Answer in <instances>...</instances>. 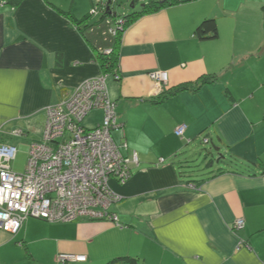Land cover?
I'll use <instances>...</instances> for the list:
<instances>
[{"label": "crops", "instance_id": "1", "mask_svg": "<svg viewBox=\"0 0 264 264\" xmlns=\"http://www.w3.org/2000/svg\"><path fill=\"white\" fill-rule=\"evenodd\" d=\"M180 1L125 28L117 71L106 76L123 128L113 138L124 155L138 160L127 181L109 180L118 201L108 212L117 221L27 219L16 235L0 230V264H60L59 254L86 258L66 264H107L119 257L136 264H264V0ZM95 3L0 6V143L27 152L40 140L47 108L103 74L92 49L112 47H100L93 28L80 32L97 20L90 14ZM205 19L215 21V39L194 35ZM157 71L167 73L166 83L150 79ZM202 76L216 81L153 103ZM91 114L100 116L87 128L103 119L101 110ZM181 125L186 129L178 137ZM198 137L224 159L215 162L222 164L220 174L213 163L193 182L179 169ZM230 160L236 164H224ZM237 219L244 223L240 230L234 229Z\"/></svg>", "mask_w": 264, "mask_h": 264}, {"label": "built area", "instance_id": "2", "mask_svg": "<svg viewBox=\"0 0 264 264\" xmlns=\"http://www.w3.org/2000/svg\"><path fill=\"white\" fill-rule=\"evenodd\" d=\"M107 0H96L90 14H100ZM6 0H0V6ZM111 33L114 34L111 30ZM109 53V52H106ZM107 75L86 80L60 102L47 108L40 140L27 148L24 173L9 168L16 157L15 146L0 143V230L16 234L27 219L48 223L108 219V212L118 197L110 190L109 180L124 183L138 165L134 153L124 155L112 132L121 131L115 102L108 97ZM157 85L167 82V73L149 74ZM101 110L103 119L93 128L83 122L88 114ZM186 127L178 126L175 135L182 137ZM17 135V134H15ZM204 143L208 140L204 139ZM162 161V160H161ZM243 220L234 229L243 228ZM57 262H85L84 256L59 254Z\"/></svg>", "mask_w": 264, "mask_h": 264}, {"label": "trees", "instance_id": "3", "mask_svg": "<svg viewBox=\"0 0 264 264\" xmlns=\"http://www.w3.org/2000/svg\"><path fill=\"white\" fill-rule=\"evenodd\" d=\"M108 1L109 0H107V2H106L105 9L100 14H98L97 20H95L94 22H92L89 25L84 24L82 26V28L80 29V32H82V34H84L85 31H88L89 29H92L94 27L99 26L101 23L105 22L108 19H113V18L118 17L113 12V7H114V4H116L117 0H111L112 1V4L110 5L111 15H108L106 13V8L108 7ZM20 2H21V0H6V4L17 5ZM179 2H181V1L180 0H162V1L147 0L141 6V8L138 11L129 13L128 15H125V16H121V18L119 17L120 23H117L116 26L117 27L119 26L120 29H117V27H115L114 34H113L114 42H113L111 50H109V53L105 54V53L98 52L96 49H92V58L94 61H96L99 64V66L102 70V73L104 75H107L110 73L111 74L116 73V71H117V68H116L117 67V60H118V49L120 46V37H121V34L123 33V31L125 30V28H127L130 24H132L140 16L155 13V12L161 10L162 8H164L166 5L177 4ZM133 6H134V3L132 4V7ZM85 19L86 18H84L81 22L85 23ZM217 34H218L217 25L213 19L203 20L196 27V29L194 31V35L200 40L215 39L217 37ZM215 81H216V78L213 76H202L196 82L192 83L191 86H187L186 84H183V85L177 86V88H175V89L168 90L164 94L162 93L163 95L160 94V97L158 98V100L153 101V103H159V102L167 99L171 95H173V94H175L181 90L189 89L190 91L195 92L201 86H203L205 84L214 83ZM222 161L223 160H220V162H222ZM231 162L236 164V160H230L229 162L224 163V164L229 165V164H232ZM183 163H186V162H183ZM213 163H214L213 160H210L206 166L211 167L210 165H212ZM245 166L246 167H249V166L257 167L259 165L255 164V163H246ZM259 167H260L259 168V170H260L259 174L261 176H264V167H262V166H259ZM221 172H222L221 169H217L215 171V176L220 174ZM242 172H244V170L241 171V173ZM131 173H132V170H131ZM180 175H182L181 172H180ZM247 175L248 176H254L249 171H248ZM192 181L196 182L197 179H192ZM16 234H14V235H16ZM136 263H137V260L135 258L119 257V258H115V259L111 260L107 264H136Z\"/></svg>", "mask_w": 264, "mask_h": 264}, {"label": "rangeland", "instance_id": "4", "mask_svg": "<svg viewBox=\"0 0 264 264\" xmlns=\"http://www.w3.org/2000/svg\"><path fill=\"white\" fill-rule=\"evenodd\" d=\"M147 0H117L116 4H114L113 12L118 16L113 19H108L105 22L101 23L99 26L94 27L93 30L96 33L97 39L99 41V46L103 47V49L111 48L114 42V37L112 32L114 33L115 27L117 23H120L119 17L128 15L129 13L138 11L141 6L145 3ZM135 4L134 7H132V4ZM90 8V4L87 5L86 11ZM82 10V11H85ZM88 14V12H86ZM86 14V15H87ZM93 16H90L89 19H93ZM117 29H120L118 26ZM105 54H107L105 52ZM99 117L100 114H91L86 118V120L83 122L84 126H89V122L94 117ZM203 136V135H202ZM204 137V136H203ZM195 141V147L193 148V154L186 160V163H183L180 165L179 171L184 177H187L188 179H196L198 177H203L208 171H211V168H208L206 165L210 160H213L215 163L218 159V156L215 154L211 144H205L202 142V138L198 137V139ZM213 153V156L210 157L209 155H205L206 152L210 151ZM183 157V156H182ZM27 154L24 151H19L17 149L16 157L10 161L9 165L12 170V172L21 174L24 173L27 163ZM219 167H222V164H214V169H217Z\"/></svg>", "mask_w": 264, "mask_h": 264}, {"label": "water", "instance_id": "5", "mask_svg": "<svg viewBox=\"0 0 264 264\" xmlns=\"http://www.w3.org/2000/svg\"><path fill=\"white\" fill-rule=\"evenodd\" d=\"M111 4H112V1L109 0V1H108V7L106 8V13H107L108 15H111V8H110V5H111ZM205 144L207 145L208 142L205 143ZM214 152H215V151H214ZM215 154L218 156V159H217L216 163H218L220 160H222V159L224 158V155L221 154V153H217V151L215 152ZM205 155H209L210 157H212V156H213V153H212L211 150H210V151L206 152Z\"/></svg>", "mask_w": 264, "mask_h": 264}]
</instances>
